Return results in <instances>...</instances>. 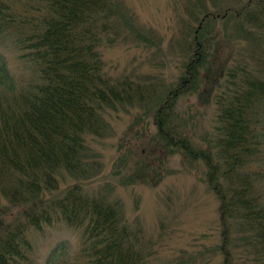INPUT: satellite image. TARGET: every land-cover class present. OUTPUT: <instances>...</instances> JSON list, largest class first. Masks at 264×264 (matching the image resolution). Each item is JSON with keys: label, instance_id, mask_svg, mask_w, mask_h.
Masks as SVG:
<instances>
[{"label": "trees", "instance_id": "trees-1", "mask_svg": "<svg viewBox=\"0 0 264 264\" xmlns=\"http://www.w3.org/2000/svg\"><path fill=\"white\" fill-rule=\"evenodd\" d=\"M197 13L200 25L184 47L178 85L163 97L154 86L106 71L103 49L115 43L117 20L153 42L121 0H0V45L18 50L29 71L19 79L0 53V264H38L30 234L60 222L80 230L79 250L71 256V245L61 241L45 264H142L138 235L115 202L85 192L78 182L60 191L63 172L86 178L97 167L88 139L103 131L104 114L136 102L157 103L149 113L155 146L140 152L139 171L163 150L202 160L221 202L225 264H231L229 233L236 221L253 233L264 264V54L257 71L231 67L211 49L215 37L209 35V21L218 18H234L243 32L246 21L260 24L264 0L222 12L202 5ZM201 82L210 95L215 87L222 90L217 150L197 149L177 123L179 99Z\"/></svg>", "mask_w": 264, "mask_h": 264}, {"label": "rangeland", "instance_id": "rangeland-1", "mask_svg": "<svg viewBox=\"0 0 264 264\" xmlns=\"http://www.w3.org/2000/svg\"><path fill=\"white\" fill-rule=\"evenodd\" d=\"M121 1L137 27L153 42L137 36L127 22L117 20L115 43L103 49L106 71L142 87L154 86L165 97L182 75V63L187 60L184 47L200 25L201 14L197 12L201 6L222 12L240 9L252 0ZM209 25V35L215 37L211 49L220 60H226L231 67L245 64L258 70L257 59L264 54V21L260 24L246 21L244 32L234 18H218L211 24L209 21ZM0 53L19 79L28 77V67L18 50L2 44ZM215 88L210 95V88L207 90L205 82H201L197 89L181 97L177 105L181 132L197 149L217 150L216 102L222 90ZM156 105L142 106L136 102L104 114L103 131L99 137L88 139L95 151L97 167H92L86 178H73L63 172L60 191L64 193L78 182L85 192L115 202L124 223L138 235L142 264H225L221 202L210 187L204 162L170 149L163 150L160 158L153 156L148 168L139 171L140 152H146V146L150 149L155 146L152 140L155 129L149 113ZM135 172L138 179L131 175ZM2 205L7 204L4 201ZM12 211L15 210L9 207V212ZM80 233L63 222L33 231L30 236L37 263L45 264L52 248L61 241L71 245V256L76 255ZM252 234L238 221L231 227L228 245L231 264H263L259 249L251 240Z\"/></svg>", "mask_w": 264, "mask_h": 264}]
</instances>
